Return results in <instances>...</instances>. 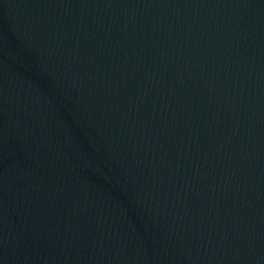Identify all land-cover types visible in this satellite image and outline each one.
Masks as SVG:
<instances>
[{
  "label": "water",
  "instance_id": "water-1",
  "mask_svg": "<svg viewBox=\"0 0 264 264\" xmlns=\"http://www.w3.org/2000/svg\"><path fill=\"white\" fill-rule=\"evenodd\" d=\"M0 264H264V0H0Z\"/></svg>",
  "mask_w": 264,
  "mask_h": 264
}]
</instances>
